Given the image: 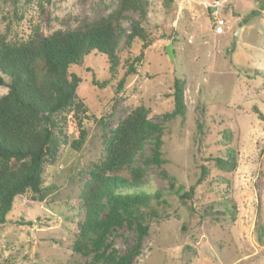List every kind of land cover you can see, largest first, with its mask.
<instances>
[{
	"label": "rangeland",
	"instance_id": "374dc122",
	"mask_svg": "<svg viewBox=\"0 0 264 264\" xmlns=\"http://www.w3.org/2000/svg\"><path fill=\"white\" fill-rule=\"evenodd\" d=\"M119 1L0 0V35L27 40L36 30L47 36L81 28L113 13ZM141 1L142 14L126 12L119 22L124 35L114 70L109 58L97 52L71 67L82 79L76 101L88 109L83 119L87 139L78 151L61 146L58 161L44 174V186L53 188L44 200H33L30 192L17 198L10 222L0 228V262L90 264L91 256L73 250L70 203L89 178L90 163L105 154L112 130L134 108L144 106L149 122L162 130L166 163L162 169L147 163L155 142L154 137L147 138L133 163L144 170L137 190L162 197L151 200L157 217L131 264H264V179L259 181L263 186L259 209L256 186L264 172V119L259 116L264 115V0ZM215 17L226 20L225 33L214 32ZM134 20L150 33L153 43L144 50L137 74L127 79L117 96L120 80L142 50L138 39L126 44ZM170 43L173 60L167 53ZM175 77L185 82L186 112L167 118L173 110ZM7 92L8 87L0 85V97ZM226 130L232 134L230 141L223 137ZM74 138L71 134L69 141ZM228 149L237 153L232 171L209 159L225 156ZM202 165L207 175L196 188L191 215L177 190L183 186L181 193L188 191ZM161 170L174 178L173 185ZM120 174L131 177L130 170ZM22 218L32 225L17 224ZM134 237L127 226L117 231L113 245L119 254Z\"/></svg>",
	"mask_w": 264,
	"mask_h": 264
},
{
	"label": "trees",
	"instance_id": "16d2710c",
	"mask_svg": "<svg viewBox=\"0 0 264 264\" xmlns=\"http://www.w3.org/2000/svg\"><path fill=\"white\" fill-rule=\"evenodd\" d=\"M130 11L142 14V1L120 0L113 13L77 29L56 30L47 36L36 30L27 40L12 41L0 35V73L9 77L6 81L0 75V85L8 87L7 94L0 97V228L10 222L8 216L18 197L30 192L33 200L42 201L53 189L44 186V174L49 165L58 161L62 145H70L77 151L83 147L88 136L83 119L88 109L83 101H76L82 79L70 69L86 54L97 52L109 58L111 70H114L118 65V44L124 35L119 22ZM135 39L141 41L142 50L120 80L117 96L127 79L137 74L144 50L153 43L152 36L138 20L132 22L126 44L131 46ZM94 83L101 87L106 85V82ZM184 91L185 82L175 77L171 93L173 110L166 114L167 118L185 115ZM42 114H47L49 124ZM259 116L264 119L261 112ZM161 133L158 126L149 122L147 109L138 106L112 130L105 154L90 163L89 178L78 199L70 203L75 227L73 250L91 256L90 264H131L139 255L150 232V223L157 217L150 207L151 200H160L162 196L158 192L150 194L137 190L144 170L141 166L134 167L133 163L145 140L154 137L153 154L147 163L163 168L166 160ZM71 134L75 138L69 141ZM223 137L230 141L232 134L226 130ZM209 159L229 171L235 170L237 165V153L233 149H228L225 156ZM126 170H130L131 177L120 174ZM161 174L173 185V177L165 170H161ZM206 175L207 169L202 165L197 182L188 191L181 193L183 186L177 190L181 203L191 215L195 214L196 188ZM263 179L264 172H260L256 184L258 209L263 191L259 181ZM16 223L32 225V221L23 218ZM125 226L135 232V237L131 246L119 254L113 239ZM257 231H262L259 221Z\"/></svg>",
	"mask_w": 264,
	"mask_h": 264
},
{
	"label": "built area",
	"instance_id": "2783aa9c",
	"mask_svg": "<svg viewBox=\"0 0 264 264\" xmlns=\"http://www.w3.org/2000/svg\"><path fill=\"white\" fill-rule=\"evenodd\" d=\"M227 22L222 17H215L213 21V29L216 34H223L226 31Z\"/></svg>",
	"mask_w": 264,
	"mask_h": 264
},
{
	"label": "water",
	"instance_id": "95a60500",
	"mask_svg": "<svg viewBox=\"0 0 264 264\" xmlns=\"http://www.w3.org/2000/svg\"><path fill=\"white\" fill-rule=\"evenodd\" d=\"M167 53L169 55V58L171 60L174 59V53H173V49H172V43H170L168 46H167ZM42 117L47 121V124H49V119H48V116L47 114H42Z\"/></svg>",
	"mask_w": 264,
	"mask_h": 264
}]
</instances>
